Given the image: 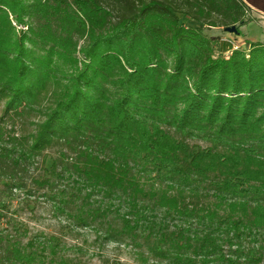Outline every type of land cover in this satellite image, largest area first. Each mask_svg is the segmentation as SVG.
<instances>
[{"label":"trees","instance_id":"16d2710c","mask_svg":"<svg viewBox=\"0 0 264 264\" xmlns=\"http://www.w3.org/2000/svg\"><path fill=\"white\" fill-rule=\"evenodd\" d=\"M251 9L0 0V182L139 264H264V43L221 41ZM12 228L0 264H87Z\"/></svg>","mask_w":264,"mask_h":264},{"label":"rangeland","instance_id":"374dc122","mask_svg":"<svg viewBox=\"0 0 264 264\" xmlns=\"http://www.w3.org/2000/svg\"><path fill=\"white\" fill-rule=\"evenodd\" d=\"M252 8L248 12L249 21L240 27L241 35L228 33L221 38L229 43L233 50H243L249 54L252 43H264V0H245ZM255 1V2H253ZM263 5V6H262ZM188 25L189 22L185 21ZM215 54H220V46H215ZM228 52L226 56H229ZM1 115V113H0ZM11 127L5 130L10 133ZM5 132V133H6ZM21 134L16 127V136ZM49 156V155H48ZM46 166L51 167V159L46 157ZM26 191H9L4 182H0V229L11 231L13 224L26 223L33 232H44L46 235L59 236L69 246H77L81 252H75L78 258L87 264H139L130 249L115 242L96 241V234L90 228L73 231L62 216H57L50 202L39 199L38 204L32 203ZM14 220V221H10ZM74 253V252H73Z\"/></svg>","mask_w":264,"mask_h":264},{"label":"water","instance_id":"95a60500","mask_svg":"<svg viewBox=\"0 0 264 264\" xmlns=\"http://www.w3.org/2000/svg\"><path fill=\"white\" fill-rule=\"evenodd\" d=\"M226 32L236 34L238 30L236 26H231V27L226 28Z\"/></svg>","mask_w":264,"mask_h":264}]
</instances>
